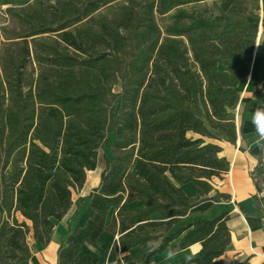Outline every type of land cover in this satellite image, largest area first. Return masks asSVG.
I'll list each match as a JSON object with an SVG mask.
<instances>
[{"label": "trees", "instance_id": "1", "mask_svg": "<svg viewBox=\"0 0 264 264\" xmlns=\"http://www.w3.org/2000/svg\"><path fill=\"white\" fill-rule=\"evenodd\" d=\"M0 9V264L28 260L30 235L50 242L102 148L100 182L77 207L93 213L60 245L58 264H101L81 251L103 232L115 237V264H153L196 243L173 264H223L232 215L204 214L231 198L208 196L230 162L210 140L237 144L260 0H0ZM260 134L251 176L264 209V125Z\"/></svg>", "mask_w": 264, "mask_h": 264}, {"label": "crops", "instance_id": "2", "mask_svg": "<svg viewBox=\"0 0 264 264\" xmlns=\"http://www.w3.org/2000/svg\"><path fill=\"white\" fill-rule=\"evenodd\" d=\"M260 7L264 9V0H260ZM263 29L264 20L262 18L254 54L248 58L250 62L248 79L241 81L238 86L241 97L237 108L246 103L250 97L254 96L255 84L259 80L261 73L263 72L264 74ZM263 97L264 95L261 98ZM263 125L264 110L262 114H258L256 108L251 106L244 114L242 120V133L246 140L244 146L242 144L244 141L243 135L241 136L240 132L236 145L225 140H210L222 147L220 156L226 157L230 162V170L221 179L213 178L211 180L214 190L208 196L218 191L229 194L231 198L215 203L204 214V216L212 218L224 211H229L232 215L228 221L231 246L221 256L223 264H235L242 260H247V264H261L264 262V209L255 203L254 199L257 191L251 176L252 171L258 165V154L260 151L258 144L262 140L260 130ZM241 146L244 150L240 149ZM104 166L95 180L96 185L91 189L89 188L90 190H87L86 195L98 186ZM89 181V175H87L86 182L81 190L82 192L89 185ZM182 189L190 197L197 196L200 191L193 183L182 185ZM92 213V209L88 207V202H86L85 207L72 218L68 216V213L61 221H56L51 240L46 245L36 242L30 235L28 243L31 247L32 255L28 260L22 261L20 264H58V249L60 245L65 241L69 232L77 226L83 225ZM109 220L110 218H108ZM28 223L30 224V222ZM114 240L115 237L112 234L103 232L97 240L84 244L81 253L98 254L101 264H115L121 255L115 250ZM174 244H178V241H175ZM200 248V243L193 244L185 249L167 248L164 252L155 256L153 264L176 263L180 258L198 252ZM131 253L134 257H138L140 248L136 247L132 249Z\"/></svg>", "mask_w": 264, "mask_h": 264}, {"label": "rangeland", "instance_id": "3", "mask_svg": "<svg viewBox=\"0 0 264 264\" xmlns=\"http://www.w3.org/2000/svg\"><path fill=\"white\" fill-rule=\"evenodd\" d=\"M4 9H0V24H6L8 21H7V16L5 15ZM260 15H261V18H264V9H261L260 11ZM120 90V87L117 86L116 87V91H119ZM263 95L259 96V97H250L248 99V101L244 104H242L241 106H239L236 111H235V114H236V122H237V125L239 127V132L241 134V136L243 135L242 133V120H243V117H244V114L248 111V109H250V107H255L256 108V111L258 114H262L263 113V110H264V106L260 105L259 103V99L262 97ZM243 137V146L245 145V137L244 135L242 136ZM242 147V146H241ZM105 148H102L99 150V158H98V165H97V169L95 171H92V172H88V175H89V185L86 187L85 191H80V192H74L73 193V200H74V205L71 209V211L69 212L68 216H70V218H72L76 213L80 212L82 210V208H79L77 209L78 205L81 203L82 199L84 196H86L87 194V190H90L92 187H94L96 185V178L98 177L100 171H101V168L105 165V155H104V150ZM90 188V189H89ZM86 205V203H85ZM84 208V207H83ZM21 218V217H20Z\"/></svg>", "mask_w": 264, "mask_h": 264}]
</instances>
